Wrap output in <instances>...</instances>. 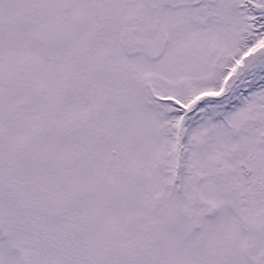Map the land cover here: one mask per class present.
Segmentation results:
<instances>
[{
  "label": "snow or ice",
  "instance_id": "6c2138e0",
  "mask_svg": "<svg viewBox=\"0 0 264 264\" xmlns=\"http://www.w3.org/2000/svg\"><path fill=\"white\" fill-rule=\"evenodd\" d=\"M0 264H264V0H0Z\"/></svg>",
  "mask_w": 264,
  "mask_h": 264
}]
</instances>
